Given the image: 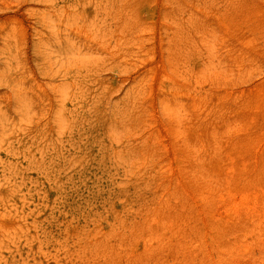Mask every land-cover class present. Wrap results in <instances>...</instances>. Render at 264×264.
Segmentation results:
<instances>
[{"label":"rangeland","instance_id":"obj_1","mask_svg":"<svg viewBox=\"0 0 264 264\" xmlns=\"http://www.w3.org/2000/svg\"><path fill=\"white\" fill-rule=\"evenodd\" d=\"M263 34L264 0H0V264H264ZM232 138L259 164L239 177L215 172L235 164ZM211 192L236 208L204 216ZM169 206L195 218L193 251Z\"/></svg>","mask_w":264,"mask_h":264},{"label":"bare ground","instance_id":"obj_2","mask_svg":"<svg viewBox=\"0 0 264 264\" xmlns=\"http://www.w3.org/2000/svg\"><path fill=\"white\" fill-rule=\"evenodd\" d=\"M218 1H219V0H218ZM235 1H236V0H235ZM242 1H243V0H242ZM212 2H213V1H212ZM228 2H229V1H228ZM230 2H231V1H230ZM232 2L236 4V2H234V1H232ZM238 2H239V1H238ZM209 3H211V2H209ZM217 3H218V2H217ZM217 3H216V4H217ZM219 3H221V2H219ZM207 4H208V2H207ZM222 4H223V2H222ZM225 4H226V3H225ZM225 4H224V5H225ZM231 4H232V3H231ZM237 4L239 5V3H237ZM208 5H209V4H208ZM211 5H212V3H211ZM226 5H227V4H226ZM229 5H230V4H229ZM222 6H223V5H222ZM222 6H221V7H222ZM234 6H235V5H234ZM234 6H233V7H234ZM207 7H208V6H207ZM209 7H210V6H209ZM213 7H214V6H213ZM213 7H212V8H213ZM229 7H230V6H229ZM233 7H231V8H233ZM237 7H238V6H237ZM226 8H228V7H226ZM234 8H235V7H234ZM246 8H250V7H245V9H246ZM251 8H253V7H251ZM254 8H255V7H254ZM254 8L251 9V10H253L252 13L256 10V9H254ZM206 9H207V8H206ZM214 9H215V8H214ZM214 9H213V10H214ZM245 9H244V10H245ZM204 10H205V9H204ZM219 10H220V9H219ZM221 10H222V9H221ZM223 10H224V9H223ZM229 10H230V9H229ZM215 11H216V10H215ZM208 12H210V11H208ZM219 12H220V11H219ZM236 12H239V11H236ZM256 12H257V11H256ZM256 12H255V13H256ZM223 13H224V12H223ZM226 13H227V11L225 12V14H226ZM230 13H231V12H230ZM245 13H246V11H245ZM255 13H254V14H255ZM260 13H261V11H260L259 13H257V14L260 15ZM220 14H221V13H220ZM233 14H234V13H233ZM235 14H236V13H235ZM235 14H234V15H235ZM237 15H238V14H237ZM251 15H252V14H250L249 16H251ZM242 16H243V15H242ZM252 16H254V17H252ZM252 16H251L250 18H251V19H255V15H252ZM256 16H257V15H256ZM243 17H244V16H243ZM243 17H241V18L244 19ZM260 17H261V16H260ZM229 18H230V17H229ZM219 19H220V18H219ZM231 19H232V18H231ZM231 19H230V20H231ZM235 19L237 20V18H235ZM238 20H239V19H238ZM238 20H237V22H235V23H238ZM245 20L247 21L246 18H245ZM240 21H241V20H240ZM248 21H249V20H248ZM248 21H247V22H248ZM262 21H263V20H262ZM227 22H228V21H227ZM231 22H232V21H231ZM247 22H246V23H247ZM253 22H254V20H253ZM220 23H221V22H220ZM261 23H262V22H261ZM239 24H240V23H239ZM239 24H235V25L239 26ZM251 24H252V23H251ZM254 24H255V23H254ZM254 24H253V25H254ZM235 25H234V28H235L237 31H240V30L238 29L239 27L236 28ZM131 26H132V25H131ZM223 26H224V25H223ZM255 26H256V25H255ZM225 27H228V26L226 25ZM245 27H246V26H245ZM252 27H253V26H252ZM228 28H229V27H228ZM234 28H233V29L231 28L230 30H235ZM241 28H242V27L240 26V29H241ZM247 29H248V28H244V31H243L242 36H243V35H247V36L244 37V38H247L248 45L250 46V48H249L248 50H249V52H250L251 49H253V48H255V46H257V45H255V40H256V39H255V36H256V35L254 34V35L252 36L253 31H252V30L250 31V29H249V31H247ZM257 29H258V28H257ZM236 30H235V31H236ZM241 30H242V29H241ZM223 31L225 32V30H223ZM237 31H236V32H237ZM254 31H255V33H256V30H254ZM232 32H233V31H232ZM225 33H228V32H225ZM238 33H239V32H238ZM238 33H236V34H237V35L239 36V38H240L241 33H240V35H239ZM205 34H208V33H205ZM230 34H231V33H230ZM232 34H235V33H232ZM236 34H235V35H236ZM225 35H226V34H225ZM263 35H264V34H263ZM199 37H201V35H200ZM229 38H230V37H229ZM234 38H235V37H233V39H234ZM239 38H237V36H236L235 39L238 41ZM261 39H262V38H261ZM222 40H223V39H222ZM236 40H235V41H236ZM241 40H242V41H245V40H243V39H241ZM241 40L239 39L240 42H241ZM130 42H131V41H130ZM241 43H242V45H244L243 43H246V42H241ZM245 45H247V44H245ZM171 46H173V45H171ZM171 46H170V47H171ZM238 46H239V45H238ZM263 46H264V45H263ZM251 47H252V48H251ZM136 48H137V47H136ZM172 48H173V47H172ZM187 48H188V47H187ZM242 49H243V48H242ZM259 49H260V48H259ZM138 50H139V49H138ZM254 50H255V49H254ZM261 52H262V51H261ZM196 53H197V52H196ZM248 54H249V53H248ZM179 57H180V56H179ZM232 58H233V57H232ZM250 58H251V57H250ZM175 59H176V57H175ZM255 59H256V58H255ZM178 61H179V60H178ZM178 64H179V63H178ZM167 65H168V64H167ZM181 68H182V67H181ZM172 71H173V70H172ZM174 85H175V84H174ZM254 89H255V88H254ZM177 91H178V90H177ZM180 92H181V91H180ZM252 92H253V94L251 95L250 102H252V100H254V99L256 98L255 95L257 96V94L254 93V92H255L254 90H253ZM178 93H179V92H178ZM178 93H177V94H178ZM152 94H153V93H152ZM206 95H207V94H206ZM168 96H169V95H168ZM254 97H255V98H254ZM257 97H258V96H257ZM260 97H261V96H260ZM262 97H263V96H262ZM174 98H176V97H174ZM172 99H173V98H172ZM257 99H258V98H256V100H257ZM261 99H263V98H261ZM210 101H211V100H210ZM212 101H213V100H212ZM212 101H211V102H212ZM222 101H223V100H222ZM258 101H259V100H258ZM172 102H173V101H172ZM200 102H201V101H200ZM215 102H216V101H215ZM253 102H257V101L254 100ZM216 103H217V102H216ZM259 103H260V102H259ZM194 104H195V103H194ZM252 104H255V103H252ZM198 105H200V104H198ZM249 105H250V104H249ZM263 105H264V103H263ZM192 106H193V105H192ZM217 106H218V104H217ZM261 106H262V105H261ZM200 107H201V106H200ZM208 107H209V106H208ZM238 107H239V106H238ZM263 107H264V106H263ZM263 107H262V108H263ZM196 108H197V107H196ZM202 108H204V107H202ZM215 108H216V107H215ZM250 108H251V110H250L251 113H252V111L254 112V115H253L254 117H253V118L249 117V119H251V120H250V123H249V124L247 123V126H248V125L250 126L251 123H252L251 125H253V124L256 125V123L260 124L259 122H257V119L260 118V117H256L257 115L255 116V107L252 106V107H250ZM262 108H260V109H262ZM186 109H187V108H186ZM205 109H206V108H205ZM235 109H236V108H235ZM187 110H188V109H187ZM195 110H197V109H195ZM210 110H211V109H210ZM214 110H215V109H214ZM218 110H219V109H218ZM263 110H264V109H263ZM203 111H204V109H203ZM241 111H242V110H241ZM256 111H258V110L256 109ZM209 112H210V111H209ZM212 112H213V111H212ZM242 112H243V111H242ZM248 112H249V111H248ZM245 113H246V112H245ZM263 113H264V112H263ZM195 114H196V113H195ZM197 114H198V112H197ZM202 114H203V113H202ZM206 114H207V113H206ZM223 114H224V113H223ZM226 114H227V113H226ZM237 114H238V112H237ZM247 114H250V113H247ZM214 115H215V114H214ZM228 115H229V114H227L226 116H225V114H224V115H221V116H222L221 119H223L222 121H224V122H222V123H223V127H225V124H227L228 120L230 119ZM231 115H232V114L230 113V116H231ZM234 115H236V114H234ZM239 115H240V112H239ZM243 115H245V114H243ZM243 115H241V116H243ZM216 116H218V115H216ZM224 116H225V117H224ZM237 116H238V115H236L235 117H237ZM248 116H249V115H248ZM258 116H259V115H258ZM261 116H263V115H261ZM199 117H202V115L200 114ZM199 117H197V118H199ZM214 117H215V116H214ZM227 117H228L229 119H228ZM231 117H232V116H231ZM235 117H232V119L235 118ZM238 117L240 118V116H238ZM255 117H256V118H255ZM219 118H220V117H219ZM247 119H248V118H247ZM249 119H248V120H249ZM252 119H254V120L256 119V120H255L256 123H255L254 120H253L254 123L251 122ZM262 119H263V118H262ZM235 120H237V119H235ZM239 120H241L242 123H243V122H244L243 120H245V118H243V120H242V117H241ZM239 120H238V121H239ZM258 120H259V119H258ZM191 121H192V120H191ZM238 121H236V122H238ZM197 122H198V121H197ZM203 122H204V121H203ZM233 122H235V121H233ZM236 122H235V123H236ZM198 123H199V122H198ZM201 123H202V122H201ZM211 123H212V120H211ZM211 123H210V124H211ZM216 123H221V122H220V121H217ZM224 123H225V124H224ZM240 123H241V122H240ZM261 123H262V121H261ZM237 124H239V123H236L235 125H237ZM243 124L245 125V123H243ZM202 125H203V124H202ZM207 125H209V124H207ZM227 125H228V124H227ZM232 125H234V123H232ZM244 125H243V126H244ZM263 125H264V124H263ZM189 126H190V125H189ZM221 126H222V125H221ZM221 126H219V127H221ZM243 126H242L241 129H243ZM245 126H246V125H245ZM245 126H244V127H245ZM253 126H254V125H253ZM202 127H203V126H202ZM205 127H206V126H205ZM219 127H217V128H219ZM226 127H227V126H226ZM230 127H232V126L230 125ZM236 127H237V126H236ZM257 127H260V126H257ZM263 127H264V126H263ZM263 127H260V129L262 128V129H261L262 131L260 130V132H263V133H264V129H263ZM190 128H191V127H190ZM228 128H229V127H228ZM181 129H182V128H181ZM231 129H234V127L231 128ZM246 129H247V128H246ZM252 129H256V128H252ZM216 130H217V129H216ZM226 130H228V129L224 128V131H225L224 133L228 132V131H226ZM243 130H244V129H243ZM243 130H242V131H243ZM194 131H195V130H194ZM213 132H214V131H213ZM229 132H230V130H229ZM232 132H233V131H231L230 133H232ZM237 132H239V131H237ZM250 132H253V133H251L252 135L256 133L255 131H250ZM260 132H259V133H260ZM215 133H216V135H217L218 130H217ZM220 133H221V132H220ZM220 133H219V134H220ZM222 133H223V132H222ZM244 133H245V132H244ZM198 134H199V133H197V135H198ZM233 134H234V133H233ZM235 134H236V133H235ZM245 134H246V133H245ZM245 134L238 135V136L236 135L237 137H235V138H238V137L242 138V137H243L242 139H246L247 141H248V140L250 141V139L253 138V137H251V136H252L251 134H250V135H251V136H250V137H251L250 139H247V137L244 138V136L249 135V134H246V135H245ZM220 135H221V134H220ZM228 135H229V133H226V134H225V137L227 138ZM257 135H258V133H257ZM260 135H261V134H260ZM176 136H177V135H176ZM199 136H200V135H199ZM217 137L219 138V135H217ZM217 137H216V138H217ZM225 137H223V138H225ZM248 137H249V136H248ZM259 137H260V136H259ZM198 138H199V137H198ZM211 138H212V137L209 138V141L211 140ZM235 138H232L231 141H233V143H236V145H234L231 141H230L231 144L229 143L228 145L232 146V144H233L234 147H233V146H232V147H233V148L237 147V148H235V149L239 150L240 148L237 146V144H238L239 142H241V141L244 142V140L241 139V141L239 140V142L236 140V141L238 142V143H237V142H235ZM261 138H263V137H261ZM200 139H202V138H200ZM212 139H214V138H212ZM185 140H186V138H185ZM218 140H219V139H218ZM229 140H230V139H229ZM258 140L263 141V140H261V139H259V138L257 139V141H258ZM189 141H190V140H189ZM202 141H203V139H202ZM212 141H213V140H212ZM225 141H226V140H225ZM251 141H252V140H251ZM187 142H188V141H187ZM206 142L208 143V141H206ZM218 142H219V141H218ZM228 142H229V141H228ZM200 143H202V142L200 141ZM200 143H199V145H202V144H200ZM219 143H221V142H219ZM241 143H242V142H241ZM241 143H240V144H241ZM244 143H245V142H244ZM259 143H260V142H259ZM192 144H193V143H192ZM210 144H211V142H210ZM261 144H262V143H261ZM197 145H198V144H197ZM214 145H215V144H214ZM188 146H189V145H188ZM190 146H191V145H190ZM204 146H205V145H204ZM210 146L212 147V146H213V143H212V145H210ZM210 146H209V143H208V146H207V147H210ZM221 146H222V145H221ZM240 146H241V145H240ZM211 147H210V148H211ZM213 147H214V146H213ZM218 147H219V146H218ZM189 148H190V147H189ZM203 148H204V147H203ZM214 148H215V147H214ZM186 149H187V148H186ZM235 149H234V150H235ZM245 149H246V148H244V150H245ZM251 149H252V148H251ZM251 149H250V150H251ZM195 150H196V149H195ZM209 150H210V149H209ZM232 150H233V149H232ZM237 150H235V153L237 152ZM253 150H254V149H253ZM257 150H258V149H257ZM200 151H204V150L202 149V150H200ZM207 151H208V149H207ZM211 151H212V150H211ZM242 151H243V150H242ZM238 152H239V153H236V155H235L234 152H233V154L231 155V162H234V161H235V164L232 163V164L235 165V166H236L237 162H239V166H237V167L234 169V167H233V165H232L231 167H233V170H231L232 168L229 166L231 169H230L229 167H228V169H224V168H225V167H224V168H220L219 171H218V169H217V167H216L218 162L216 161L217 163L215 162V163L213 164V169H215V167H216V169H217V171H215V172H219L218 174H220L221 172H227V173L231 172V173L233 174V172H235L234 174H237L238 177H239V173L250 172V171L252 172V169H250V171H247V169H248V167H249V165H250V164H248V163H250L251 161L248 162V161L245 159L246 156L244 157L243 154H240V153H242L241 150H239ZM245 152H246V151H243V153H245ZM254 152H256V151H254ZM195 153H196V151H195ZM208 153H209V154H213L214 152H213V153L208 152ZM219 153H220V152H219ZM249 153H251V152H249ZM198 154H200V152H198ZM202 154H203V153H201V157L203 156ZM209 154H208V155L206 154V155H207L208 157H211V156H209ZM247 154H248V152H247ZM253 154H254V153H253ZM204 155H205V154H204ZM261 155H264V152H263L262 154H260V156H261ZM198 156H200V155H198ZM220 156H221V155H220ZM225 156H226V155H225ZM212 157H213V160H214V156H213V155H212ZM229 157H230V156H229ZM248 157H249V156H248ZM253 157H254V156H253ZM192 158H193V157H192ZM233 158H234V159H233ZM180 159H181V158H180ZM184 159H185V157L183 158V160H184ZM204 159H206V158H204ZM208 159H209V158H208ZM211 159H212V158H211ZM216 159H217V158H216ZM247 159H248V158H247ZM254 159H255V157L253 158V160H254ZM195 160H196V159H195ZM213 160H212V161H213ZM232 160H234V161H232ZM185 161H187V160H185ZM206 161H207V160H206ZM229 161H230V159H229ZM207 162H208V161H207ZM231 162H230V163H231ZM246 162H247V163H246ZM259 162H260V161H259ZM190 163H193V162H189V164H190ZM205 163H206V162H205ZM211 163H212V162H211ZM221 163H222V162H221ZM198 164H199V165H202V164H200V163H198ZM218 164H220V162H219ZM246 164H248V165L246 166ZM263 164H264V160H263V162H261L260 166H263ZM185 165H186V163H185ZM204 165H205V164H204ZM237 165H238V164H237ZM251 165H253V164H251ZM251 165H250V166H251ZM255 165H257V164H254L253 166L255 167ZM243 166H244V167H243ZM253 166H252V167H253ZM257 166H259V164H258ZM197 167H198V166H197ZM187 168H188V166L186 167V170H188ZM195 168H196V167H195ZM245 168H246V169H245ZM250 168H251V167H250ZM262 170H264V169L259 167V171H258V172H264V171H262ZM192 171H193V170H192ZM204 172H205V171H204ZM236 172H237V173H236ZM238 172H239V173H238ZM190 173H191V172H190ZM199 173H201V172H199ZM222 174H224V173H222ZM229 175H230V174H229ZM240 175H241L242 178L244 179L243 175H242V174H240ZM184 176H185V175H184ZM189 176H190V175H189ZM213 178H214V177H213ZM227 178H228V177H227ZM208 179H209V178H208ZM248 179L250 180V178L248 177V178H246V181H247ZM251 179H252V178H251ZM190 180H191V179H190ZM196 180H197V178H196ZM196 180H195V181H196ZM244 180H245V179H244ZM249 180H248V183H247V184H251V183H249ZM179 181H180V180H179ZM183 181H184V180H183ZM186 181H188V179H186ZM214 181H215V180H214ZM216 181H217V180H216ZM198 182H199V181H198ZM206 182H207V181H206ZM244 182H245V181H244ZM178 183H179V182H178ZM194 183H196V182H194ZM212 183L215 184V182H212ZM232 183H233V182H232ZM242 183H243V182H242ZM198 184H199V183H198ZM205 184H206V183H205ZM179 185H180V184H179ZM208 185H209V184H208ZM238 185H240V184H238ZM177 186H178V185H177ZM197 186H198V185H197ZM200 186H201V185H200ZM200 186H199V187H200ZM227 186H228V185H227ZM230 186H231V185H230ZM242 186H243V185H242ZM246 186H248V185H246ZM205 187H206V186H205ZM243 187H244V186H243ZM193 188H194V187H193ZM211 188H212V187H211ZM211 188L208 187L207 189H211ZM215 188H216V187H215ZM228 188H229V187H228ZM228 188H227V189H228ZM178 189H179V187H178ZM194 189H195V188H194ZM199 189H201V187H200ZM199 189L197 188V190H199ZM213 189H214V188H213ZM181 190H182V189H181ZM211 190H212V189H211ZM254 190H255V189H254ZM177 191H178V190H177ZM193 191H194V190H193ZM230 191H231V190H230ZM236 191H238V189H236ZM252 191H253V190H252ZM178 192H181V191H178ZM184 192H185V191H184ZM194 192H195V191H194ZM203 192H205V191H203ZM203 192H202V193H203ZM233 192H235V191H233ZM256 192H257V191H256ZM256 192L254 193L255 195L257 194ZM258 192H259V194L261 195V197L259 196L261 199L259 198V199H260V200L258 201L259 203L257 202L258 205H254V202H253L252 204H253L254 206H259V204H260L261 207H262V205H263V207H264V190L259 189ZM199 193H200V192H199ZM206 193H208V192H206ZM211 193H212V194H211L209 197H211V198L214 197V198H213V201H210L211 203H208V202H207V204H206L205 201H204V204L207 205V206L204 205V206H205V207H204V206L202 205L203 208H205L204 211H203V212H205V213H204V216H205V214H206V215H209V214H210V217H212L211 215H212L213 212H214V208H215V209H217L218 207L220 208L221 205H222V207H224V210L226 209L225 207H227V210H228L230 207H231L230 209L236 208L235 206H236V203H238V201L236 202V201L233 200L232 202H230V200L223 198V197H224L223 195H222V196H223L222 198L219 197V198H221V199H215L216 194L213 196V192H211ZM214 193H215V192H214ZM172 194H173V193H172ZM177 194H178V193H176V195H177ZM180 194H181V193H179V195H180ZM182 194H183V192H182ZM182 194H181V195H182ZM204 194H205V193H203L202 195H204ZM231 194H233V193H231ZM244 194H245V193H244ZM259 194H258V195H259ZM162 195H163V194H162ZM169 195H170V194H169ZM176 195H175V193H174V195H173L172 197H174V199H175ZM183 195H185V194H183ZM224 195H225V194H224ZM245 195H247V193H246ZM245 195H244L243 199H240V201H244V199H245V200L247 199L248 196L246 197ZM250 195H251V194H250ZM186 196H187V195H186ZM188 196H189V195H188ZM188 196H187V197H188ZM194 196L196 197V195H194ZM197 196H198V195H197ZM204 196H205V195H204ZM204 196H201V197H202V200H203V197H204ZM207 196H208V195H207ZM240 196H241V195H240ZM251 196H253V195H251ZM170 197H171V195H170ZM177 197H178V196H177ZM177 197H176V198H177ZM182 197H183V196H182ZM229 197H230V196H229ZM189 198H190V197H189ZM216 198H218V196H217ZM226 198H227V197H226ZM168 199H169V198H168ZM168 199H167V200H168ZM170 199H171V200H174V199H172V198H170ZM170 199H169V201H171ZM179 199H181V197H180ZM185 199H186V198H185ZM205 199H206V198H205ZM207 199H208V198H207ZM248 199H249V197H248ZM176 200H177V199H176ZM183 200H184V199H183ZM193 200H194V199H193ZM196 200H197V197H196ZM215 200H219V201H215ZM226 200L229 201L228 204H225V203L227 202ZM251 200H252V199H251ZM257 200H258V199H257ZM184 201H185V200H184ZM249 201H250V200H248V202H249ZM166 202H167V201H166ZM166 202H165V203H166ZM171 202H172V201H171ZM171 202H170V203H171ZM173 202H174V201H173ZM175 202H177V201H175ZM179 202H181V201H179ZM182 202H183V201H182ZM188 202H189V201H188ZM188 202H187V203H188ZM244 202H245V201H244ZM250 202H251V201H250ZM191 203H192V201H191ZM191 203H190V204H191ZM240 203H242V202H240ZM161 204H162V203H161ZM167 204H168V203H167ZM180 204H181V203H180ZM182 204H185V203L183 202ZM188 204H189V203H188ZM202 204H203V203H202ZM245 204H246V203H244V205H245ZM247 204H248V203H247ZM247 204H246L247 207H248V206H252V205H247ZM165 205H166V204H165ZM165 205H164V203H163V206H165ZM186 205H187V204H186ZM186 205H185V207H187ZM197 205H198V204H197ZM219 205H220V206H219ZM244 205H243V208H242L243 210H244ZM170 206H172V208H173V203H172V205L170 204ZM170 206H169V208H170ZM174 206H176V205H174ZM192 206L195 207V205H193V204H192ZM192 206H191V207H192ZM254 206H253V207H254ZM166 207H167V206H166ZM177 207L179 208L178 205H177ZM188 207H189V206H188ZM196 207H197V206H196ZM196 207H195V208H196ZM222 207H221V209H222ZM161 208H162V206H161ZM163 208H164V207H163ZM172 208H170L171 210H168L167 212H169V211H173L174 209H172ZM178 208H177V209H178ZM181 208H182V207H181ZM197 208H198V207H197ZM201 208H202V207H201ZM203 208L200 209V210H203ZM219 208H218V209H219ZM258 208H259V207H258ZM175 209H176V207H175ZM179 209H180V208H179ZM218 209H217V212H218ZM242 209L240 208V210H242ZM250 209H251V210H250ZM262 209H264V208H262ZM185 210H186V209H181V212H180L181 215H180V214H179V215L177 214V211H178V210H174V212H176L177 216H174V215H173L174 213H172L171 216H169V217H171L170 219H168L169 221L165 219L166 221L169 222V224H168V223H167V224H168L169 226H171V230H170V228L168 229V228H167L168 226L166 227V225H165V226H161V229H165V228H167L168 231L170 230V231L174 232V234H173L174 240H176V242H178V244H179V242H180V243H181L180 246L182 245V243L186 242L187 245L185 246V243H184L183 245H184L185 247H187L188 251H191V250L193 251L194 246H195V244L197 243L196 239L198 238V237H197V234L194 233V232H195V229H194V228H196L197 226L194 224V222H191V221H190V220L193 218L192 215H191L192 217L190 218V220L187 219V218H189L190 216L188 217V215H187L188 213H186ZM219 210H220V209H219ZM249 210H250L253 214H255V212H256V211H255V207H254V208H249ZM252 210H253V211H252ZM256 210H257V209H256ZM160 211H161V210H159V212H160ZM165 211H166V209H165ZM189 211H190V210H189ZM247 211H248V210H247ZM247 211H246V212H247ZM159 212H158V213H159ZM161 212H162V211H161ZM206 212H207V213H206ZM238 212H240V211H238ZM238 212H237V213H238ZM251 212L249 213V215L251 214ZM170 213H171V212H169V214H170ZM221 213H222V212H221ZM221 213H220V214H221ZM225 214H226V213H225ZM233 214H234V213H233ZM235 214H236V213H235ZM242 214H243V213H242ZM162 215H163V212H162ZM166 215H167V214H166ZM194 215L196 216L195 213H194ZM200 215H202V213H200ZM200 215H199V216H200ZM199 216H198V212H197V218H198ZM213 216H215V215H213ZM262 217H263V216H262ZM201 218H203V217H201ZM217 218H218V217H217ZM234 218H235V217H234ZM243 218H244V217H243ZM247 218H248V217L244 218V220L246 221ZM263 218H264V217H263ZM193 219H195V218H193ZM250 219H251V218L247 219V221L249 220V221L251 222L252 220H250ZM176 220H177V222H176ZM196 220H197V219H196ZM211 220H212V219H211ZM233 220H234V219H233ZM244 220H241V221L243 222ZM258 220L260 221L259 218H258ZM261 220L263 221L262 218H261ZM161 221H162V220H161ZM174 221H175V222H174ZM202 221H203V219H202ZM159 222H160V221H159ZM172 222H174L175 225H173ZM200 222H201V221H200ZM236 222H237V221H236ZM242 222H241V223H242ZM254 222H255V220L253 219V223H249V224H251V225H249V227L252 228V226L254 225ZM223 223H224V222H223ZM244 223H245V222H244ZM257 223L259 224L260 222H257ZM261 223H262V222H261ZM191 224H192V225H191ZM201 224H202V222H201ZM258 224H256V225H258ZM189 225H190V227H189L190 229L187 228ZM198 225H200V224H198ZM194 226H195V227H194ZM243 226H244V225H243ZM246 226H247V225H246ZM259 226H261V225L259 224ZM185 227H186V228H185ZM255 227H256V226H255ZM255 227H253V228L255 229ZM212 228H213V227H212ZM161 229H159V230H161ZM184 229H185V230H184ZM187 229H189V230H187ZM191 229H192V231H191ZM197 229H198V228H197ZM246 229H247V228H246ZM249 229H250V228H249ZM254 229H251V230L254 231ZM165 230H166V229H165ZM213 230H214V229H213ZM230 230H231V229H229V231H230ZM258 230H259V229H258ZM262 230H263V229H262ZM162 231H163V230H162ZM190 231H191V232H190ZM229 231H227V232H229ZM232 231H233V230H232ZM252 231H251V234H249V235H252V233H253ZM255 231H257V230H255ZM255 231H254V232H255ZM246 232H247V231H246ZM155 233H156V232H155ZM157 233H158V232H157ZM157 233H156V235H158L160 232H159L158 234H157ZM162 233H164V232H162ZM165 233H168L167 230L165 231ZM196 233H197V232H196ZM199 233H201V232H199ZM217 233H218V232H217ZM238 233H239V232H238ZM242 233H243V232H242ZM192 234H194V236H193ZM219 234H220V233H219ZM219 234H217V235H219ZM243 234H245V233H243ZM165 235H166V234H165ZM170 235H171V234H170ZM191 235H192V236H191ZM201 235H202V233H201ZM217 235H216V236H217ZM237 235H241V233H240V234H237ZM245 235H246V234H245ZM202 236L204 237V234H203ZM208 236H209V235H208ZM247 236H248V235H247ZM260 236H262V235H260ZM173 237H172V238H173ZM200 237H201V236H200ZM200 237H199V238H200ZM211 237H212V236H211ZM148 238H149V237H148ZM148 238H147V240H148ZM158 238H159V237H157V239H158ZM169 238H171V237L169 236ZM169 238H168V239H169ZM212 238H213V237H212ZM248 238H249V237H248ZM157 239H156V240H157ZM165 239H166V237H165ZM243 239H244V238H243ZM245 239H246V238H245ZM257 239H258V238H257ZM149 240H152V239H149ZM204 240H205V239H204ZM235 240H236V239H235ZM170 241H171V240H170ZM183 241H184V242H183ZM201 241H202V240H201ZM201 241H199L198 243H200ZM168 242H169V241H168ZM172 242H175V241H172ZM189 242H190V243H189ZM191 242H192L194 245H192ZM204 242H205V241H204ZM212 242H213V241H212ZM245 242H246V241H245ZM248 242H251V241H248ZM252 242H253V241H252ZM155 243H158V242L156 241ZM170 243H171V242H170ZM201 243H202V242H201ZM231 243H232V242H231ZM253 243H254V242H253ZM158 244H159V243H158ZM210 244H211V243H210ZM210 244H209V245H210ZM241 244H242V243H241ZM241 244H240L239 246H243V245H241ZM247 244H248V243H247ZM251 244H252V243H251ZM258 244H259V243H258ZM258 244H257V246H258ZM166 245H167V244H166ZM168 245H169V244H168ZM176 245H177V243H176ZM183 245H182V246H183ZM197 245H198V244H197ZM197 245H196V246H197ZM229 245H230V244H229ZM178 246H179V245H178ZM182 246H181V247H182ZM184 246H183V247H184ZM202 246H203V244H202ZM204 246L206 247V249H208V248L210 247V246L208 247V246H206V245H204ZM239 246H238V247H239ZM245 246H246V245H245ZM245 246H243V248H244ZM247 246H248V245H247ZM169 247H170V246H169ZM169 247H168V248H169ZM183 247H182V248H183ZM200 247H201V246H200ZM207 247H208V248H207ZM251 247H252V246H251ZM168 248H167V250H168ZM172 248H173V247H172ZM172 248H171V249H172ZM182 248H181V249H182ZM195 248H196V247H195ZM235 248H236V247H235ZM255 248H257V247H255ZM164 249H166V247L163 248V251H164ZM177 249H178V248H177ZM197 249L199 250V248H197ZM203 249H204V248H203ZM252 249H253V248H252ZM161 250H162V248H161ZM183 250H184V249H183ZM198 250H197V251H198ZM200 250H201V249H200ZM230 250H231V249H230ZM238 250H239V249H238ZM163 251H162V252H163ZM165 251H166V250H165ZM171 251H172V250H171ZM176 251H177V250H176ZM203 251H204V250H203ZM239 251H240V250H239ZM250 251H251V250H250ZM159 252H160V251H159ZM159 252H158V253H159ZM167 252H168V251H167ZM172 252H173V251H172ZM201 252H202V251H201ZM201 252L198 251L197 253H201ZM206 252H207V250H206ZM228 252H229V251H228ZM263 252H264V250H263ZM154 253H155V252H154ZM158 253H157V254H158ZM164 253H166V252H164ZM180 253H181V252H180ZM203 253H204V252H203ZM229 253H231V252H229ZM229 253H228V254H229ZM245 253H246V252H245ZM157 254H156V255H157ZM168 254H169V253H168ZM262 254H263V253H262ZM148 255H149V254H148ZM162 255H163V253H161V256H162ZM178 255H179V254H178ZM198 255H199V254H198ZM229 255H231V254H229ZM234 255H235V254H234ZM243 255H244V254H243ZM243 255H242V257L245 256V255H244V256H243ZM248 255H249V254H248ZM118 256H119V255H118ZM158 256H160V254H159ZM163 256H164V255H163ZM165 256H166V254H165ZM193 256H194V255H193ZM193 256H190V257L192 258ZM147 257H149V256H147ZM147 257H146V258L144 257V258L147 259ZM150 257H151V256H150ZM174 257H175V256H174ZM174 257H173V258H174ZM194 257H195V256H194ZM194 257H193V258H194ZM230 257H231V256H230ZM236 257H237V256H236ZM238 257H239V256H238ZM116 258H117V257H116ZM144 258H143V259H144ZM180 258H181V257H180ZM193 258H192V259H193ZM198 258H199V257H198ZM204 258H205V257H204ZM134 259H136V258L134 257ZM156 259H157V258H156ZM158 259L160 260L161 258L158 257ZM188 259H189V257H188L186 260H188ZM192 259H191V260H192ZM223 259H224V258H223ZM174 260H175V259H174ZM189 260H190V259H189ZM196 260H197V259H196ZM198 260H199V259H198ZM198 260H197V261H198ZM220 260H222V259H220ZM234 260H235V259H234ZM131 261H132V260H131ZM133 261L136 262L135 260H133ZM133 261H132V262H133ZM142 261H143V260H142ZM156 261H157V260H156ZM156 261H155V262H156ZM178 261H179V260H178ZM202 261L204 262V259H202ZM202 261H201V262H202ZM223 261H224V260H223ZM223 261H222V262H223ZM138 262H139V261H138ZM182 262H183V261H182ZM192 262H193V260H192ZM219 262H220V261H219ZM234 262H235V261H234ZM236 262H237V261H236ZM259 262H260V261H259ZM139 263H140V262H139ZM143 263H144V262H143ZM170 263H171V262H170ZM183 263H184V262H183ZM185 263H186V262H185ZM193 263H194V262H193ZM225 263H226V262H224V264H225ZM136 264H138V263H136ZM160 264H161V263H160ZM171 264H172V263H171ZM174 264H175V262H174ZM194 264H195V263H194ZM201 264H202V263H201ZM211 264H212V263H211ZM220 264H222V263L220 262ZM226 264H228V263H226ZM260 264H261V263H260Z\"/></svg>","mask_w":264,"mask_h":264}]
</instances>
